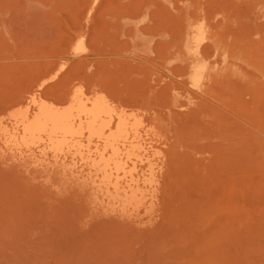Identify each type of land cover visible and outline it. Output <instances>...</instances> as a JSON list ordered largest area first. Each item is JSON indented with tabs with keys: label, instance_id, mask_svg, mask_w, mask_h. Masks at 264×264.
<instances>
[{
	"label": "rangeland",
	"instance_id": "374dc122",
	"mask_svg": "<svg viewBox=\"0 0 264 264\" xmlns=\"http://www.w3.org/2000/svg\"><path fill=\"white\" fill-rule=\"evenodd\" d=\"M80 86L151 125L150 211L93 206L22 142L30 92ZM0 264H264V0H0Z\"/></svg>",
	"mask_w": 264,
	"mask_h": 264
},
{
	"label": "bare ground",
	"instance_id": "6f19581e",
	"mask_svg": "<svg viewBox=\"0 0 264 264\" xmlns=\"http://www.w3.org/2000/svg\"><path fill=\"white\" fill-rule=\"evenodd\" d=\"M191 23L185 29L188 36L191 35ZM202 31L205 33L204 27L192 29L194 43L201 44V39H205ZM27 99L31 109L15 115L22 142L28 145L42 141V158L52 154L56 163L61 162L58 159L63 160L60 164L38 169L48 179L60 175L76 182L82 191L94 196L90 203L93 206L108 203L117 212H127L137 209L146 200L147 211L153 208L154 195L150 192L147 196L148 188L154 187L153 180L145 174L146 168L151 169L154 160L151 158L157 153L128 165L131 149L140 155L143 137H150L152 142L154 135L151 125L145 122L140 112H128L125 106L98 87L71 89L62 100L36 90L30 92ZM92 140L99 143L95 153L88 152L79 166L66 164L68 154H75L84 141L90 143ZM140 164L143 182L134 173Z\"/></svg>",
	"mask_w": 264,
	"mask_h": 264
}]
</instances>
